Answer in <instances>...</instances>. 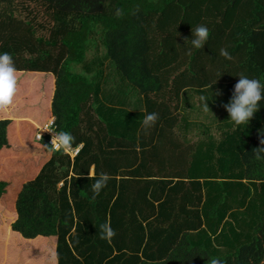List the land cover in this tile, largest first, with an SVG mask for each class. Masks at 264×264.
<instances>
[{"label":"trees","instance_id":"trees-1","mask_svg":"<svg viewBox=\"0 0 264 264\" xmlns=\"http://www.w3.org/2000/svg\"><path fill=\"white\" fill-rule=\"evenodd\" d=\"M99 35L117 95L87 57ZM0 52L20 96L0 109V264H40L41 240L59 264H264V100L248 125L223 106L238 74L264 82V0H0ZM51 121L77 158L38 139Z\"/></svg>","mask_w":264,"mask_h":264},{"label":"clouds","instance_id":"clouds-1","mask_svg":"<svg viewBox=\"0 0 264 264\" xmlns=\"http://www.w3.org/2000/svg\"><path fill=\"white\" fill-rule=\"evenodd\" d=\"M117 16L123 15L122 9H117ZM210 30L204 25H198L192 30L191 48L201 49L205 46L209 39ZM220 55L231 59L230 53L226 49L220 50ZM239 80L235 84L232 97L223 106L229 113V120L235 126H241L249 123L254 114L259 111L260 102L264 100V82L256 78H249L247 75L238 74ZM17 89V68L12 54L8 52H0V109H4L12 104ZM218 94V93H217ZM203 103V110H208V104L205 97L200 98ZM158 120L156 112H143L142 127L150 129L155 126ZM53 132L51 151H63L64 154L70 155L74 150L78 151L83 145L74 147V137L65 131ZM264 144V141H262ZM256 159H264V147H259L253 150ZM92 179V177H89ZM112 177L106 173H101L95 182L92 184V199L100 194ZM99 235L103 240L111 241L115 236L110 222L105 221L99 226ZM55 259V255L52 257ZM211 264H222L218 259H212Z\"/></svg>","mask_w":264,"mask_h":264},{"label":"rangeland","instance_id":"rangeland-1","mask_svg":"<svg viewBox=\"0 0 264 264\" xmlns=\"http://www.w3.org/2000/svg\"><path fill=\"white\" fill-rule=\"evenodd\" d=\"M100 35L96 37V41L93 43V46L90 47V50H89V53H88V60L89 61H93V60H98V59H105V51L104 49L102 48L101 46V43H100ZM104 65H105V70L107 72V75H109V83L107 84V93L109 92L110 94H113V95H117L118 94V74H116V72L114 71L113 68H111L110 66V63L107 62V61H104ZM38 86V84H37ZM18 96H19V93H16V99H18ZM20 97V96H19ZM135 102V101H133ZM134 106V105H133ZM135 107V106H134ZM132 107V108H134ZM20 108V111H22L23 113H25V109L24 107H19ZM17 107L15 108V111H16ZM196 118V117H195ZM202 119L206 120V124L208 126H211L213 127V131H212V134L219 138L220 135V132H218V126H219V123L216 122L215 119H212V120H208L206 119V117H202ZM201 131H195V134L193 135V137H196L199 135L200 136H203L204 137V132H205V129L204 128H200ZM203 133V134H202Z\"/></svg>","mask_w":264,"mask_h":264},{"label":"crops","instance_id":"crops-1","mask_svg":"<svg viewBox=\"0 0 264 264\" xmlns=\"http://www.w3.org/2000/svg\"><path fill=\"white\" fill-rule=\"evenodd\" d=\"M93 176H95V171H93ZM37 243L38 245L34 250L32 248V251L38 253L40 257L38 261L40 264H59L57 244L54 246L50 244L48 240L37 241ZM53 255H55V259L52 258ZM24 264H28V262H25Z\"/></svg>","mask_w":264,"mask_h":264},{"label":"built area","instance_id":"built-area-1","mask_svg":"<svg viewBox=\"0 0 264 264\" xmlns=\"http://www.w3.org/2000/svg\"><path fill=\"white\" fill-rule=\"evenodd\" d=\"M51 131H57L58 132V129H57V126H56V121H51V123L44 129L42 130V132L40 133L39 135V140L42 141L45 137H50L51 140H52V136H53V132ZM81 150L82 148H80L78 151H73L71 153V156L73 157V159L77 158L80 153H81Z\"/></svg>","mask_w":264,"mask_h":264}]
</instances>
